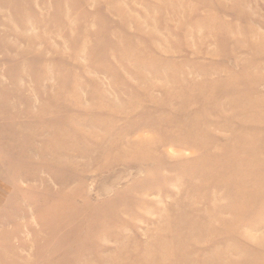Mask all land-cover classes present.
I'll return each instance as SVG.
<instances>
[{
    "label": "rangeland",
    "instance_id": "1",
    "mask_svg": "<svg viewBox=\"0 0 264 264\" xmlns=\"http://www.w3.org/2000/svg\"><path fill=\"white\" fill-rule=\"evenodd\" d=\"M0 264H264V0H0Z\"/></svg>",
    "mask_w": 264,
    "mask_h": 264
}]
</instances>
